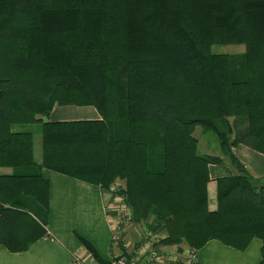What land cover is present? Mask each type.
I'll return each instance as SVG.
<instances>
[{
	"label": "trees",
	"instance_id": "16d2710c",
	"mask_svg": "<svg viewBox=\"0 0 264 264\" xmlns=\"http://www.w3.org/2000/svg\"><path fill=\"white\" fill-rule=\"evenodd\" d=\"M56 106L102 119L43 122ZM31 124L41 164L33 132L15 129ZM197 127L224 158L199 153ZM239 145L264 154V0H0V167L12 169L0 175V246L26 252L49 235L48 169L107 195L125 183L117 193L154 248L245 251L258 238L264 264V180ZM225 158L237 173L217 180L211 210L209 167Z\"/></svg>",
	"mask_w": 264,
	"mask_h": 264
},
{
	"label": "crops",
	"instance_id": "0c3cea01",
	"mask_svg": "<svg viewBox=\"0 0 264 264\" xmlns=\"http://www.w3.org/2000/svg\"><path fill=\"white\" fill-rule=\"evenodd\" d=\"M101 119V115L94 107L56 106L50 117L44 118L43 122ZM36 125L41 126V124ZM31 132L34 134L35 161L41 164L43 159L42 133L38 131L35 134L34 130ZM36 136L39 137L41 144H35ZM233 153L254 178L264 180V154L246 145L234 148ZM228 165L233 171H230ZM209 169L210 209L216 210L217 180L236 174L237 170L227 158L224 159L223 164L210 165ZM11 172V168L0 167V175ZM43 175L50 182V212L47 225L49 235L38 240L26 252L12 253L4 246H0V264H73L76 258L87 260L90 264H99L92 253L83 246L78 235L89 241L97 254L110 263L115 255L123 252L132 255L140 250L139 243L136 247L135 244L127 243L130 239L126 233L131 230V225L125 233L120 235L119 240L115 239L113 223L116 220V214L108 209L111 200L101 187L48 169H43ZM139 227L144 229V227ZM134 230L136 231V226ZM185 247L187 246L183 245L181 248ZM262 247L263 242L258 238L253 239L245 251L212 240L198 251V264H260ZM173 248L178 250L177 247H160L162 251L168 253L174 251ZM178 257L184 258V252Z\"/></svg>",
	"mask_w": 264,
	"mask_h": 264
},
{
	"label": "rangeland",
	"instance_id": "374dc122",
	"mask_svg": "<svg viewBox=\"0 0 264 264\" xmlns=\"http://www.w3.org/2000/svg\"><path fill=\"white\" fill-rule=\"evenodd\" d=\"M244 52H245V46L244 45H214L212 47V53L213 54H229V55L238 54L239 55V54H243ZM15 129L17 131H33L34 130L35 134L38 131L41 132V126H38L36 124H33V125L32 124L31 125H21V126H17ZM207 134L210 137L214 138V142L213 141H209L208 140L209 137L207 139ZM207 134H205L202 131V127H197L195 135H197V137L200 138L199 153L200 154L209 153L212 156H217V155L220 156L221 152H220L219 144L217 142V139H216L215 135L212 134V133H207ZM35 141H36L35 142L36 145L39 144V143L41 144V142L39 141V137L37 138V136H36ZM222 158H224V156H222ZM228 167H229V165H228ZM229 168H230V171H233L231 169V167H229ZM118 182H122V181H118ZM122 186H125V183L122 184ZM122 186H119L118 188H120ZM118 188H117V190H118ZM115 193H117V192H115ZM115 208H116L115 210L111 209L110 212H115L116 218H117V214L119 215V212H118L117 206H115ZM113 225L116 226L117 223L114 222ZM135 226H136V231L134 230ZM131 227L132 228H131L130 231L126 230L127 231L126 234H127L128 238L130 239V240H127V241H129L127 243L132 244V245L135 244V247L139 243L141 245V247H142L143 242H144L143 235H144V231L145 230H142V228H140L139 225H137L134 222L131 225ZM122 234H120V235H122ZM157 234H158V236L160 235L159 233H157ZM141 247H140V249H141ZM152 248L154 249V251L157 252L158 255L163 256V260H164L163 264H182L183 257H182V259H180L178 257V255L183 253L185 250L189 249V248L185 247L183 249L181 248L182 251H180L179 248H177L178 250H176V248H173L172 250H174V251H172V252L167 254V253H165V251H162V249H160L158 247L154 248L153 245H152ZM138 252L136 251L133 255L136 256V254ZM156 258H157V260H156ZM156 258H154L152 261H150V263L151 264H160L159 263V257H156ZM172 258H174V260H172Z\"/></svg>",
	"mask_w": 264,
	"mask_h": 264
},
{
	"label": "built area",
	"instance_id": "2783aa9c",
	"mask_svg": "<svg viewBox=\"0 0 264 264\" xmlns=\"http://www.w3.org/2000/svg\"><path fill=\"white\" fill-rule=\"evenodd\" d=\"M121 186V183H116L110 190L109 198L111 200V204L108 206V209L115 210V206H117L119 215L117 214V218L115 222L117 223L116 226L113 227L114 232L116 233L115 239L119 240L120 234L124 233L127 228L133 224L134 216L131 208L126 204L124 198L118 194L117 188ZM146 237L143 238L144 242L140 249V251L131 258L128 259L127 256L122 254H118L112 257V264H141V261L144 257H149V262L152 261L154 258L159 257V263L163 264V256L158 255L156 251L152 248V243L154 241H158L155 236H153L149 231L145 230ZM143 250V251H141ZM146 251V252H145ZM168 254V252H165ZM157 260V258H156ZM174 260V258H172ZM199 261V254L198 251L187 249L184 251V258L182 264H198ZM73 264H90L87 260L82 258H76Z\"/></svg>",
	"mask_w": 264,
	"mask_h": 264
}]
</instances>
